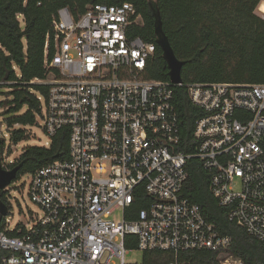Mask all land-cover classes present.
Returning <instances> with one entry per match:
<instances>
[{"label": "built area", "instance_id": "obj_1", "mask_svg": "<svg viewBox=\"0 0 264 264\" xmlns=\"http://www.w3.org/2000/svg\"><path fill=\"white\" fill-rule=\"evenodd\" d=\"M142 24L126 2L77 14L62 8L53 18L38 120L41 147L67 129L68 153L28 174L41 215L13 228L6 219L0 264H192L189 252L214 253L210 264H243L228 253L231 239L182 196L190 159L209 173L208 190L228 220L264 245V84L149 79L155 45L128 36ZM181 87L200 110L189 155L176 151ZM3 158L9 171L14 161ZM143 195L148 202L133 214ZM134 252L142 259L127 262Z\"/></svg>", "mask_w": 264, "mask_h": 264}, {"label": "trees", "instance_id": "obj_2", "mask_svg": "<svg viewBox=\"0 0 264 264\" xmlns=\"http://www.w3.org/2000/svg\"><path fill=\"white\" fill-rule=\"evenodd\" d=\"M130 3L142 18V25L129 27L128 36L155 45L147 62L149 79L169 81L168 69L156 44L154 24L159 15L162 30L176 58L184 62L181 82L264 84V18L256 13L261 0H0V90L5 97L8 136L14 145L29 138L28 129L37 125L40 102L37 95L46 96L48 87L39 83L45 79L43 48L51 23L59 9L82 13L93 4L119 5ZM23 26H22V25ZM175 106L179 118L180 143L176 151L193 154L194 121L200 110L191 105L184 87L175 88ZM17 125L18 128H14ZM67 129L61 130L49 148L27 147L9 169L17 168L14 183L54 160L67 157ZM5 141L0 139V160ZM188 174L182 196L199 206L205 219L216 230L231 239L228 253L243 264H264V245L230 222L227 209L220 207L208 190L210 175L197 159L186 165ZM10 184V185H11ZM7 192L0 190V205L6 211L0 215V231L5 228L9 204ZM148 202L141 196L131 210H140ZM131 219L130 217H127ZM16 236L15 232H7ZM192 264H210L215 254L189 252Z\"/></svg>", "mask_w": 264, "mask_h": 264}, {"label": "rangeland", "instance_id": "obj_3", "mask_svg": "<svg viewBox=\"0 0 264 264\" xmlns=\"http://www.w3.org/2000/svg\"><path fill=\"white\" fill-rule=\"evenodd\" d=\"M264 2V0H261ZM256 13L264 18V15ZM22 25V24H21ZM23 26V25H22ZM3 90H0V102L5 99L2 95ZM5 108L0 107V139L5 141V146L3 149L4 158L3 161L9 162L10 160L15 161L22 154L23 150L27 147H41L43 142H46L47 139L43 134L41 126V121L37 120V125L28 129V133L32 135L28 138H25L23 141L14 145L10 142L8 136V130L6 125V120L9 116L4 115ZM14 128H18L17 125ZM28 175L22 176L18 181L9 185L5 191L6 200L9 204V211L7 216V225L9 228H13L18 223H30L32 219H37L41 213L39 209L30 201L28 197ZM119 214V211L117 212ZM120 218V215H116ZM142 259V255L138 252L131 253L127 255L126 260L139 262Z\"/></svg>", "mask_w": 264, "mask_h": 264}, {"label": "water", "instance_id": "obj_4", "mask_svg": "<svg viewBox=\"0 0 264 264\" xmlns=\"http://www.w3.org/2000/svg\"><path fill=\"white\" fill-rule=\"evenodd\" d=\"M154 34L156 37V44L159 47L162 58L164 59L167 69L169 82L172 85L179 84L181 82V69L184 66V62L178 60L170 46V43L162 30L161 20L158 14L155 17ZM17 173V168L9 171H5L0 165V190L6 189L14 180ZM5 209L0 205V215L5 216Z\"/></svg>", "mask_w": 264, "mask_h": 264}, {"label": "bare ground", "instance_id": "obj_5", "mask_svg": "<svg viewBox=\"0 0 264 264\" xmlns=\"http://www.w3.org/2000/svg\"><path fill=\"white\" fill-rule=\"evenodd\" d=\"M259 14H262L264 15V2L261 1V3L259 4V6L257 7V10H256Z\"/></svg>", "mask_w": 264, "mask_h": 264}]
</instances>
